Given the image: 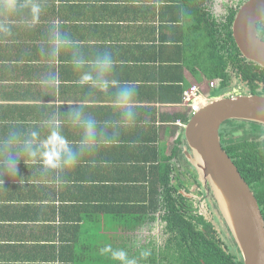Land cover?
<instances>
[{
    "label": "crops",
    "instance_id": "crops-1",
    "mask_svg": "<svg viewBox=\"0 0 264 264\" xmlns=\"http://www.w3.org/2000/svg\"><path fill=\"white\" fill-rule=\"evenodd\" d=\"M187 6L0 0V264H149L150 233L118 223L145 220L132 208L149 205L177 148L191 153L183 93L199 86L204 102L219 81L190 55L195 8L191 16ZM105 55L108 72L96 63ZM125 86L134 90L131 117L117 102ZM53 131L73 165L63 151L57 167L42 162ZM168 164L179 172L176 158Z\"/></svg>",
    "mask_w": 264,
    "mask_h": 264
},
{
    "label": "trees",
    "instance_id": "trees-1",
    "mask_svg": "<svg viewBox=\"0 0 264 264\" xmlns=\"http://www.w3.org/2000/svg\"><path fill=\"white\" fill-rule=\"evenodd\" d=\"M185 1L191 16L195 8V24L192 23L190 28L191 35L194 33L190 55L208 79L219 80L209 98L228 94L235 87L233 80L236 77L249 83L252 94L261 95L255 81L264 80V69L243 57L233 37L237 10L247 0L237 2L236 7H227L222 14L217 12L219 0ZM258 30L264 40V20L258 24ZM220 136L224 150L250 186L264 216V125L230 120L222 126ZM173 158L180 164L185 161L188 169L185 171L182 166L177 172L168 164ZM157 181L160 188L159 191L149 190V205L132 208V211L142 208L144 213L147 212L146 219L139 221L140 217H137L136 222L118 223L123 232L140 231L145 225L151 230L154 226L158 228V237L150 233L149 264H244L232 235L230 240L219 237L214 224L202 215L191 197L196 191L202 195L206 191L201 189L199 176L182 149L177 148L173 157L166 160L164 172ZM196 185L198 188L194 192L191 186ZM116 208L123 214L129 207Z\"/></svg>",
    "mask_w": 264,
    "mask_h": 264
},
{
    "label": "water",
    "instance_id": "water-1",
    "mask_svg": "<svg viewBox=\"0 0 264 264\" xmlns=\"http://www.w3.org/2000/svg\"><path fill=\"white\" fill-rule=\"evenodd\" d=\"M263 20L264 0H247L238 8L232 27L242 55L262 68L264 40L259 36L258 24ZM230 120L264 125V95L225 94L210 98L185 126L191 151L186 155L201 184L212 190L244 264H264V216L250 186L221 143V128Z\"/></svg>",
    "mask_w": 264,
    "mask_h": 264
},
{
    "label": "clouds",
    "instance_id": "clouds-1",
    "mask_svg": "<svg viewBox=\"0 0 264 264\" xmlns=\"http://www.w3.org/2000/svg\"><path fill=\"white\" fill-rule=\"evenodd\" d=\"M40 11L41 9L39 5L32 6V12L37 16L39 15ZM96 63L99 65L101 71L108 72L111 69L113 61L109 55H105ZM92 79V75L87 73L82 76V80L85 82L92 81ZM104 84L106 86L107 81H104ZM117 102L124 107V109L126 110V115L128 117H131L133 115L131 106L134 103V90L128 86L120 88L119 92L117 93ZM87 123L89 128L93 126L92 121H88ZM33 135H35V133H33ZM65 143V140L59 135L58 132L53 131L51 133L45 143L46 151L41 154L42 162L45 166L52 168L57 167L58 163L60 162V156L62 151L65 153L66 156V159H64L63 163L69 166L74 164V154H72L65 147ZM27 152L29 157H35L36 155V152L31 149H28ZM16 171H18V168H9L10 173L14 174ZM119 255L123 254L121 253ZM129 264H131V262H129Z\"/></svg>",
    "mask_w": 264,
    "mask_h": 264
},
{
    "label": "rangeland",
    "instance_id": "rangeland-1",
    "mask_svg": "<svg viewBox=\"0 0 264 264\" xmlns=\"http://www.w3.org/2000/svg\"><path fill=\"white\" fill-rule=\"evenodd\" d=\"M234 2V0L232 1V3ZM234 4H235V2H234ZM241 4V3H240ZM218 8V7H217ZM228 8L227 7H225V8H222V10H223V12H225L226 10H227ZM221 10V11H222ZM219 12V11H217L218 12V14L220 13V14H222L223 12ZM239 79V77H237V78H235L234 80H233V83H234V86L237 84L238 86L240 85V86H242V88L241 89H238V91H240L241 93H246V91H243V87H244V89H245V87H246V84L245 83H242V82H240V80H238ZM217 82V81H216ZM215 81H214V83L217 85V83H216ZM236 83V84H235ZM240 92H238V93H240ZM231 94H236L235 92H233V93H231ZM227 95V94H226ZM209 99L210 98H208V99H206V100H204L205 102H204V104L206 103V102H208L209 101ZM201 104H202V101L200 102ZM204 104H202V105H204ZM202 107V106H201ZM193 161H194V159H193ZM183 166V169H185V171L188 169V166H187V164H186V162L185 161H183L181 164H180V167H182ZM192 170V169H191ZM203 186V188H201L202 190H205L206 192H205V194L204 195H202L201 193H200V191L199 192H195V190L198 188V186L196 185V186H194V187H192L191 186V189H192V191H194L196 194H193L192 193V195H191V197L193 198V200L197 203V206L199 207V209H200V211H201V213H202V215H204V217H206L208 220H210L213 224H214V227H215V229H216V231H217V233H218V235H219V237H221L223 240H230V238H231V231H230V229H229V227H228V225H227V223H226V221L224 220V218H223V216H221V212H220V209H219V206H218V203H217V201H216V199H215V197H214V195H213V192H212V190L209 188V186H207V185H205L204 183L202 184ZM200 189V190H201ZM207 189H208V191H207ZM202 190H201V192H202ZM150 226H148V225H145L143 228H142V230L141 231H136V232H132V231H126L127 233H159V230H158V228H156V226H154V229L153 230H151V228H149ZM233 237V236H232ZM234 239V238H233ZM235 241V240H234Z\"/></svg>",
    "mask_w": 264,
    "mask_h": 264
},
{
    "label": "built area",
    "instance_id": "built-area-1",
    "mask_svg": "<svg viewBox=\"0 0 264 264\" xmlns=\"http://www.w3.org/2000/svg\"><path fill=\"white\" fill-rule=\"evenodd\" d=\"M209 85L211 88H215L217 86L214 81L210 82ZM200 92L201 89L199 86L191 85V87L183 93L182 103L185 107L190 109L192 116L200 110L201 106H203L202 104L205 102L202 101ZM201 101L202 104L200 103Z\"/></svg>",
    "mask_w": 264,
    "mask_h": 264
},
{
    "label": "flooded vegetation",
    "instance_id": "flooded-vegetation-1",
    "mask_svg": "<svg viewBox=\"0 0 264 264\" xmlns=\"http://www.w3.org/2000/svg\"><path fill=\"white\" fill-rule=\"evenodd\" d=\"M232 1L233 0H219L218 2H219V4H218V7H219V9H218V11H221L222 10V8H225V7H236V5L239 3V2H241V1H245V0H234V2H235V4H234V2L232 3ZM238 2V3H237ZM237 3V4H236ZM244 57V56H243ZM248 60V59H247ZM248 61H250V60H248ZM251 63H254V62H252V61H250ZM254 65H256V66H260V65H258V64H256V63H254ZM261 67V66H260ZM262 68V67H261ZM262 69H264V68H262ZM259 73H260V71H259ZM241 78H239L238 80H240ZM240 82H242L241 80H240ZM256 83H258L259 84V87L258 88H256L257 89V91L258 92H260L261 93V95H264V80H262V81H255ZM242 83H245L246 84V87H245V89H244V87H243V91H246V93H244V94H247V95H253L252 94V88L249 86V83H246V82H242ZM236 84V83H235ZM242 88V86H238L237 84L235 85V87L228 93V94H231V93H233V92H235L236 94H243V93H241L240 91H238V89H241ZM238 92H240V93H238ZM235 94V95H236ZM243 94V95H244ZM231 95H234V94H231Z\"/></svg>",
    "mask_w": 264,
    "mask_h": 264
}]
</instances>
